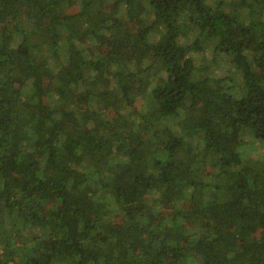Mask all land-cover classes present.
I'll return each instance as SVG.
<instances>
[{
  "label": "trees",
  "instance_id": "trees-1",
  "mask_svg": "<svg viewBox=\"0 0 264 264\" xmlns=\"http://www.w3.org/2000/svg\"><path fill=\"white\" fill-rule=\"evenodd\" d=\"M0 264H264V0H0Z\"/></svg>",
  "mask_w": 264,
  "mask_h": 264
},
{
  "label": "rangeland",
  "instance_id": "rangeland-1",
  "mask_svg": "<svg viewBox=\"0 0 264 264\" xmlns=\"http://www.w3.org/2000/svg\"><path fill=\"white\" fill-rule=\"evenodd\" d=\"M256 18H257V19H260V16L258 15V16H256ZM231 73H233V72H231Z\"/></svg>",
  "mask_w": 264,
  "mask_h": 264
}]
</instances>
